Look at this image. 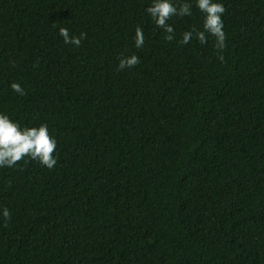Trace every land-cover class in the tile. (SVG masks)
<instances>
[{"label":"trees","instance_id":"trees-1","mask_svg":"<svg viewBox=\"0 0 264 264\" xmlns=\"http://www.w3.org/2000/svg\"><path fill=\"white\" fill-rule=\"evenodd\" d=\"M150 3L0 0V111L58 141L0 168V264H264V0H223V62Z\"/></svg>","mask_w":264,"mask_h":264},{"label":"clouds","instance_id":"clouds-1","mask_svg":"<svg viewBox=\"0 0 264 264\" xmlns=\"http://www.w3.org/2000/svg\"><path fill=\"white\" fill-rule=\"evenodd\" d=\"M193 7L203 14L202 26L199 29L185 30L177 42L187 45L195 39L203 45L211 39L217 50V58L223 62L227 40L223 19L226 7L223 0H151L145 11L155 26L162 30L164 39L171 42L176 36L175 29L169 21L176 16L181 18L191 16ZM59 35L65 44L76 47L87 38V33L81 32L77 36L67 27H60ZM134 44L136 48L144 46L143 29L140 26L136 27ZM139 63L140 59L136 54L123 56L119 59L117 70L133 68ZM10 87L20 96L27 94L19 82H13ZM57 145L58 141L50 134L47 123L29 127L12 119L6 112L0 111V168H13L21 160L25 162L31 160L51 170L58 162ZM0 219L5 223L11 219L9 208L0 209Z\"/></svg>","mask_w":264,"mask_h":264}]
</instances>
